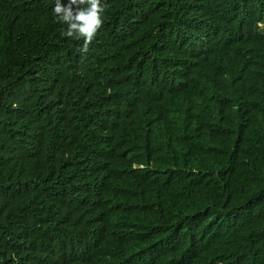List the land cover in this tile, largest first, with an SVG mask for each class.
<instances>
[{
    "label": "trees",
    "instance_id": "16d2710c",
    "mask_svg": "<svg viewBox=\"0 0 264 264\" xmlns=\"http://www.w3.org/2000/svg\"><path fill=\"white\" fill-rule=\"evenodd\" d=\"M235 1L264 19L102 0L82 58L56 0H0V264H264V50L206 21Z\"/></svg>",
    "mask_w": 264,
    "mask_h": 264
},
{
    "label": "clouds",
    "instance_id": "9594fccd",
    "mask_svg": "<svg viewBox=\"0 0 264 264\" xmlns=\"http://www.w3.org/2000/svg\"><path fill=\"white\" fill-rule=\"evenodd\" d=\"M106 5L102 0H69L67 5H62L60 0H56L53 14L56 21L66 25L62 29L63 35L68 38L82 40V46L78 49L82 58L89 52V46L96 37L98 31L103 27V13ZM239 9L242 10L238 14ZM212 20L207 22L220 27V23L231 19L233 26L223 29L221 33L236 27L239 30H249L250 33L242 38L239 50H232L239 54L240 62L249 61L252 55H259L264 50V19L257 25L252 24V12L235 3H223L216 9H212ZM264 11L262 8L257 13L261 16ZM204 35L203 30L201 29ZM205 36V35H204Z\"/></svg>",
    "mask_w": 264,
    "mask_h": 264
}]
</instances>
